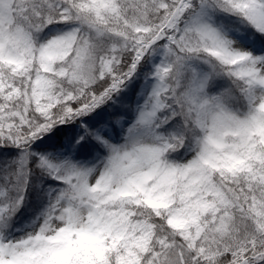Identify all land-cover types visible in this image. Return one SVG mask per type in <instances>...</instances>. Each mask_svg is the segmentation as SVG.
I'll return each instance as SVG.
<instances>
[{"label": "snow or ice", "instance_id": "6c2138e0", "mask_svg": "<svg viewBox=\"0 0 264 264\" xmlns=\"http://www.w3.org/2000/svg\"><path fill=\"white\" fill-rule=\"evenodd\" d=\"M0 264H264V0H0Z\"/></svg>", "mask_w": 264, "mask_h": 264}]
</instances>
